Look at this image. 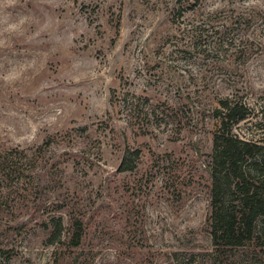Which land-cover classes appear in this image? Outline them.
<instances>
[{"label": "rangeland", "instance_id": "rangeland-1", "mask_svg": "<svg viewBox=\"0 0 264 264\" xmlns=\"http://www.w3.org/2000/svg\"><path fill=\"white\" fill-rule=\"evenodd\" d=\"M224 99L250 109L233 133L264 144V0H0L8 264H173V251L209 250ZM127 150L140 158L120 172Z\"/></svg>", "mask_w": 264, "mask_h": 264}, {"label": "trees", "instance_id": "trees-1", "mask_svg": "<svg viewBox=\"0 0 264 264\" xmlns=\"http://www.w3.org/2000/svg\"><path fill=\"white\" fill-rule=\"evenodd\" d=\"M249 112L244 103L218 101L214 117L219 125L212 138L209 165L211 247L198 252L173 251V264H264V144L233 133ZM133 153L126 151L120 172L136 168L140 151ZM52 222L56 228L50 243L58 239L62 229L60 219ZM81 236V224L76 222L71 245L77 247ZM9 259L0 251V264H8Z\"/></svg>", "mask_w": 264, "mask_h": 264}]
</instances>
